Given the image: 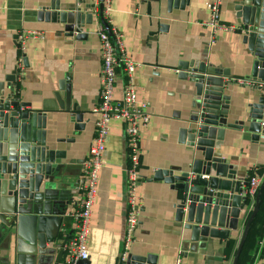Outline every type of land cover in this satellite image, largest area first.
<instances>
[{
  "label": "crops",
  "instance_id": "0c3cea01",
  "mask_svg": "<svg viewBox=\"0 0 264 264\" xmlns=\"http://www.w3.org/2000/svg\"><path fill=\"white\" fill-rule=\"evenodd\" d=\"M56 1L61 10L92 3L98 9L97 0H0V81L15 67L18 58L17 38L20 33H39L29 37L22 56L27 67L19 74L20 100L39 106L52 98L58 83L70 76L71 96L83 112L82 129L74 130L65 111L50 113L47 119V136L53 148L62 150L60 166L40 193L37 208L45 207L48 213L62 217L61 228L53 250L59 249L72 238L74 222L66 215L72 209L71 198L81 167L89 153L94 135L91 112L97 102L98 72L100 69L99 38L96 27L98 13L94 12L92 24L85 26V39L67 35L60 23L39 20L40 7H48ZM208 0H188L183 8L168 10L166 0H111L109 20L122 34L126 56L137 66L133 82L139 100L145 101L149 124L141 133V159L137 193L140 197L138 226L128 254L153 255L156 264H231L239 243L245 221L253 206L248 198L238 224V230L230 234L234 241L233 252L225 240L214 239L198 252H182L180 247L182 224L175 220V192L168 183L153 179L154 173L163 168L179 167L186 150L179 141V129L185 126L188 116L189 95L176 69L181 61L220 65L230 72V93L233 106L244 108L249 93L256 84L250 77L252 56L241 43V31H216L212 40L206 25ZM243 0H221L220 20L238 26L234 7ZM81 3V6H83ZM148 8L150 12H148ZM98 11V10H97ZM246 78L248 84L236 79ZM124 81L121 68L117 70L114 98L120 97V85ZM237 106V107H238ZM235 117H231L232 121ZM123 124L110 122L102 154L103 166L99 173L97 193L91 209L87 248L88 264H119L125 224L126 153ZM217 155L233 165L236 175L246 178L252 174L264 178V138L251 140L243 129H227L223 141H216ZM245 189V187H244ZM264 233V232H263ZM264 234L259 248L254 252L252 264H264ZM263 248V249H262ZM12 246L0 234V264L12 257ZM55 253L47 260L31 254L20 257L24 264H52ZM64 259V251L61 263Z\"/></svg>",
  "mask_w": 264,
  "mask_h": 264
},
{
  "label": "water",
  "instance_id": "95a60500",
  "mask_svg": "<svg viewBox=\"0 0 264 264\" xmlns=\"http://www.w3.org/2000/svg\"><path fill=\"white\" fill-rule=\"evenodd\" d=\"M158 1V0H155ZM168 10L183 8L188 0H166ZM82 1L61 10L56 1L40 7L38 19L57 22L64 32L85 39V26L92 24L94 5ZM103 0H99L98 13ZM241 31V43L252 56L251 79L256 83L244 108L231 101L230 72L220 65L192 61L178 63V78L188 91V116L179 129V141L187 151L182 165L159 169L153 179L168 183L174 190V216L182 224L179 249L198 252L214 239L225 240L238 230L241 212L248 197L247 182L236 175L233 165L217 155L216 141H223L227 129L250 133L251 140L264 138V0H243L234 7ZM148 12L150 9L148 8ZM24 67L27 59L23 57ZM19 72L16 67L0 81V234L12 246V257L4 264H24L20 257L31 254L47 260L55 253L52 264H60L63 245L53 250L62 217L37 208L40 193L60 166L62 150L53 148L47 136L50 113L65 111L74 130L82 129L83 112L72 100L70 76L58 83L52 98L37 105L20 100ZM231 79V78H230ZM231 117H235L229 121ZM264 178L256 191L253 206L245 221L231 264H237L250 224L259 210ZM32 264H35L32 263ZM76 264H88L79 259ZM125 264H156L153 255L128 254Z\"/></svg>",
  "mask_w": 264,
  "mask_h": 264
},
{
  "label": "built area",
  "instance_id": "2783aa9c",
  "mask_svg": "<svg viewBox=\"0 0 264 264\" xmlns=\"http://www.w3.org/2000/svg\"><path fill=\"white\" fill-rule=\"evenodd\" d=\"M99 1V0H97ZM221 0H208L205 5L208 9L206 25L212 33V40L216 31H233L239 29L220 20ZM111 0H103V8L99 16L96 33L99 38L100 69L98 72V96L97 102L91 112L97 114L94 120V135L89 153L84 160L79 179L76 185V194L71 198L72 209L66 213L74 222V234L64 245V259L62 264H76L79 259H88L87 238L89 222L94 198L97 193L99 173L103 166L102 154L105 149V139L109 133L110 122L119 120L123 124L125 153L127 164L126 194H125V224L121 246L119 264H125L130 245L133 243L134 233L138 226L140 210V197L137 193L139 179L141 148L140 137L149 124V113L145 101L139 100L133 82V74L136 64L125 54L122 45V34L111 25L109 20ZM39 33H20L17 38L18 58L16 69L19 74L23 68L22 54L25 43L29 37H39ZM121 68L124 73V81L120 85V97L114 98V87L117 82V69ZM179 69L176 72L179 73ZM239 84H248L246 78L236 79ZM262 177L252 174L246 178L247 185L244 195L254 200L256 191ZM179 259L176 260V264Z\"/></svg>",
  "mask_w": 264,
  "mask_h": 264
},
{
  "label": "trees",
  "instance_id": "16d2710c",
  "mask_svg": "<svg viewBox=\"0 0 264 264\" xmlns=\"http://www.w3.org/2000/svg\"><path fill=\"white\" fill-rule=\"evenodd\" d=\"M264 232V189L260 195L259 210L250 224L245 242L240 252L237 264H252L254 252L259 248V242L263 238ZM234 241H229L228 250L233 252ZM264 248V244H263ZM262 248V249H263Z\"/></svg>",
  "mask_w": 264,
  "mask_h": 264
},
{
  "label": "bare ground",
  "instance_id": "6f19581e",
  "mask_svg": "<svg viewBox=\"0 0 264 264\" xmlns=\"http://www.w3.org/2000/svg\"><path fill=\"white\" fill-rule=\"evenodd\" d=\"M118 70V69H117Z\"/></svg>",
  "mask_w": 264,
  "mask_h": 264
}]
</instances>
